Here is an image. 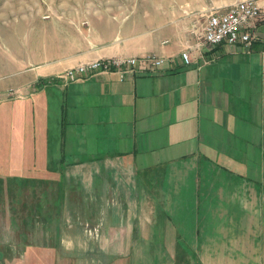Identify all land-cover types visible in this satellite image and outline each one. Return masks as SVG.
<instances>
[{
	"label": "crops",
	"instance_id": "0c3cea01",
	"mask_svg": "<svg viewBox=\"0 0 264 264\" xmlns=\"http://www.w3.org/2000/svg\"><path fill=\"white\" fill-rule=\"evenodd\" d=\"M188 26L138 34L126 55L164 60L123 79L96 72L50 80L58 69L0 80V105L35 98L48 109L62 99L53 124L33 108L23 129L0 130V194L12 178L33 192L22 204L27 214L11 204L6 215L71 214L79 227L69 229L78 232L93 217L124 216V230L148 247L161 241L157 224L166 216L174 219L171 241L192 235L198 264H264V21L249 45L191 49L184 64L180 52L195 42ZM27 258L34 259L25 252L13 261Z\"/></svg>",
	"mask_w": 264,
	"mask_h": 264
},
{
	"label": "rangeland",
	"instance_id": "374dc122",
	"mask_svg": "<svg viewBox=\"0 0 264 264\" xmlns=\"http://www.w3.org/2000/svg\"><path fill=\"white\" fill-rule=\"evenodd\" d=\"M234 1L237 0H0V80L26 71L52 72L132 53L138 34L165 23L198 26L206 14ZM144 54L148 53L135 56ZM61 70L50 74V80L62 82L58 77ZM61 101L60 93L53 104L48 103V109L40 108L45 106L35 98L3 103L0 130H9L10 124L24 127L25 115L34 113L33 108L37 114L49 112L53 124L60 116ZM11 180L1 185L0 264H198L191 256L196 248L189 247L192 235H187V243L171 241V236L176 235L172 231L174 219L166 216L159 217L160 225L154 217L162 231L161 241L157 247H148L141 245L146 242H136L132 237L135 233L124 230L128 218L124 216H108L105 221L103 217H93L94 223L78 232L69 229L79 227L77 217L71 214L47 217L40 210L33 216L6 215L11 204L16 208L14 214H27L22 204L29 202L33 194L29 184H13ZM147 218L150 221L146 234L152 235L153 217ZM187 219L190 230L198 215ZM25 246L36 247L38 252L31 249L35 254L29 255L33 261L27 258L14 262L25 252L30 253Z\"/></svg>",
	"mask_w": 264,
	"mask_h": 264
},
{
	"label": "built area",
	"instance_id": "2783aa9c",
	"mask_svg": "<svg viewBox=\"0 0 264 264\" xmlns=\"http://www.w3.org/2000/svg\"><path fill=\"white\" fill-rule=\"evenodd\" d=\"M263 21L264 0H237L224 9L213 10L206 14L198 26L194 24L188 26L187 33L195 38V42L180 52V58L184 64H189L191 49L197 51L202 47L211 49L219 44L249 45L256 25ZM163 60L161 56L151 53L142 56L98 58L68 67L58 77L62 81H75L96 72H112L123 79L128 72L152 70Z\"/></svg>",
	"mask_w": 264,
	"mask_h": 264
},
{
	"label": "trees",
	"instance_id": "16d2710c",
	"mask_svg": "<svg viewBox=\"0 0 264 264\" xmlns=\"http://www.w3.org/2000/svg\"><path fill=\"white\" fill-rule=\"evenodd\" d=\"M27 249H28L27 253L30 252V253L28 254V256L31 255V254L34 255L36 252H38V251L36 250V247H28ZM29 249H30V250H29ZM31 249H32V250L35 249V253L32 252Z\"/></svg>",
	"mask_w": 264,
	"mask_h": 264
}]
</instances>
